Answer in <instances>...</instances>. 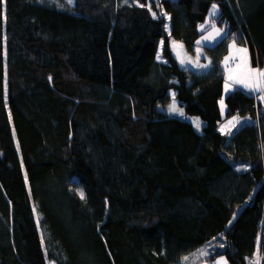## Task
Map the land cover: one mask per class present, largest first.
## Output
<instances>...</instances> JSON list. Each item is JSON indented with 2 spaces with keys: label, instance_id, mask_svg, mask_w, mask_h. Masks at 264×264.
<instances>
[{
  "label": "trees",
  "instance_id": "16d2710c",
  "mask_svg": "<svg viewBox=\"0 0 264 264\" xmlns=\"http://www.w3.org/2000/svg\"><path fill=\"white\" fill-rule=\"evenodd\" d=\"M213 5L211 68L181 69L170 39L193 54ZM231 40L264 69V0H0V264H181L211 242L264 264V105L235 88L221 116ZM171 92L201 133L160 110Z\"/></svg>",
  "mask_w": 264,
  "mask_h": 264
},
{
  "label": "rangeland",
  "instance_id": "374dc122",
  "mask_svg": "<svg viewBox=\"0 0 264 264\" xmlns=\"http://www.w3.org/2000/svg\"><path fill=\"white\" fill-rule=\"evenodd\" d=\"M68 1L73 2L74 0ZM218 11L219 10L217 5H215V8H213L212 6L209 10L204 24L199 25L198 29L200 30L202 35L194 44L193 54H189L188 52H186L181 42L174 40L173 38L170 39L171 53L181 69L191 70L198 73H205L210 70L211 61L205 56L204 48L213 47L214 45H216L226 35L227 32L225 26L220 27L214 23V19L216 18ZM213 13L215 14L213 15ZM165 30L170 36L169 23H167V25L165 26ZM239 49H247V47L238 45L234 40H231L228 45L227 54L223 58L220 65L223 71L224 82L222 95L218 100V106L222 117H224L226 112L225 98L233 89L241 88L260 99V93L264 88L263 78L257 75V73L259 72H264V69H259L251 65L248 49L246 56L241 53ZM160 51L161 47L159 48L157 59L159 62H162ZM181 61H183V63ZM239 80H243L244 83L237 82ZM245 83H247L249 87H245ZM226 85H228L227 88ZM221 101L223 103H221ZM173 103H175L177 109L183 112V115H180L179 111H171ZM160 110H162L169 117L184 119L187 122L191 123L197 133H201L205 125V123L199 117L186 115L183 108L179 106L174 93L172 92L170 104L165 108H160ZM195 121H199V127L196 126ZM229 121H231L232 123L229 124ZM246 121L250 120L243 117H233L229 120H225L222 123H219L217 130L222 135L229 137L238 128L244 126L246 124ZM72 186L76 194L82 199V190L80 189L76 180L73 181ZM260 245L261 240L258 239L256 251L259 250ZM217 246L221 249L224 248L222 245H219L218 242H211V244L207 243L184 256L181 260V264H219V262H223V264H229L225 255H216L212 257L213 253L216 251L215 249L217 248ZM250 263L263 264V258L261 255L256 256V254L254 253L252 261Z\"/></svg>",
  "mask_w": 264,
  "mask_h": 264
},
{
  "label": "snow or ice",
  "instance_id": "6c2138e0",
  "mask_svg": "<svg viewBox=\"0 0 264 264\" xmlns=\"http://www.w3.org/2000/svg\"><path fill=\"white\" fill-rule=\"evenodd\" d=\"M213 8H215V5H213ZM214 14H215V13H213V15H214ZM153 15L155 16V13H154ZM181 47H182V46H181ZM239 51H240L241 53H243L245 56L247 55V49H239ZM181 62L183 63V61H181ZM257 75H258L259 77H261V78H264V72H259V73H257ZM237 82H239V83H244L243 80H239V81H237ZM244 86H245V87H249V85H248L247 83H245ZM227 87H228V85H226V88H227ZM221 103H223V102L221 101ZM171 111H174V112L179 111V112H180V115H183V112L176 108L175 103H173V105H172V107H171ZM231 123H232V122L229 121V124H231ZM195 124H196L197 127H199V121H195ZM81 197L83 198V193H81ZM219 264H223V262H219Z\"/></svg>",
  "mask_w": 264,
  "mask_h": 264
},
{
  "label": "crops",
  "instance_id": "0c3cea01",
  "mask_svg": "<svg viewBox=\"0 0 264 264\" xmlns=\"http://www.w3.org/2000/svg\"><path fill=\"white\" fill-rule=\"evenodd\" d=\"M153 16H154V15H153ZM164 16L166 17L167 20L169 19L167 15L164 14ZM260 91H261V89H260ZM259 97H260V99H259V98H258V99H259V100L262 102V104L264 105V88H263L262 92L260 93V96H259Z\"/></svg>",
  "mask_w": 264,
  "mask_h": 264
},
{
  "label": "built area",
  "instance_id": "2783aa9c",
  "mask_svg": "<svg viewBox=\"0 0 264 264\" xmlns=\"http://www.w3.org/2000/svg\"><path fill=\"white\" fill-rule=\"evenodd\" d=\"M263 81H264V78H263Z\"/></svg>",
  "mask_w": 264,
  "mask_h": 264
}]
</instances>
